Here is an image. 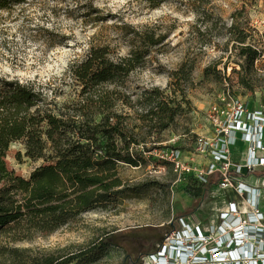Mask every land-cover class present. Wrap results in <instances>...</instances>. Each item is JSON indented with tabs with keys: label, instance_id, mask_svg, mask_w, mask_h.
<instances>
[{
	"label": "rangeland",
	"instance_id": "374dc122",
	"mask_svg": "<svg viewBox=\"0 0 264 264\" xmlns=\"http://www.w3.org/2000/svg\"><path fill=\"white\" fill-rule=\"evenodd\" d=\"M133 29L134 33L152 29L165 39L126 82L134 109L119 103L117 110L129 116L128 124L143 137L147 128L138 116L144 108L137 100L146 90L157 87L178 100L185 92L189 109L183 104L185 111L169 129L160 134L153 131L135 147L143 159L139 165L120 164V174L127 186L134 187V194L83 213L48 235L37 233L29 240L12 241L9 233L2 234L0 264H33L29 257L36 255H71L101 240L110 244L100 257L71 264H124L125 260L126 264H158L149 259L157 255L159 237L168 243L167 237L175 231H168V224L176 214L189 211L193 198L191 184L156 155L169 146L189 150L191 129L201 120L202 111L219 98L254 102L264 96V0H164L155 8L144 0H25L0 9V77L35 83L59 106L72 102L79 87L68 76L71 63L83 58L91 45L107 44L115 55L125 56L131 48V34L125 30ZM237 31L246 34L244 43L234 40ZM237 45H252L259 56L251 64ZM182 65L185 71L192 67L190 79L174 85L172 73ZM206 68L212 72L207 77ZM245 82L252 87L246 88ZM24 153L23 143L14 142L6 163L27 178L43 161ZM261 173L264 166L250 178ZM228 195L210 189L198 211L179 218L176 232L198 230L201 245L192 241L205 250L223 242L215 230L221 224V211L232 200V194ZM258 205L264 212V198ZM230 230L229 225L223 233ZM182 234L190 237L192 231ZM129 255L138 262L128 259Z\"/></svg>",
	"mask_w": 264,
	"mask_h": 264
},
{
	"label": "trees",
	"instance_id": "16d2710c",
	"mask_svg": "<svg viewBox=\"0 0 264 264\" xmlns=\"http://www.w3.org/2000/svg\"><path fill=\"white\" fill-rule=\"evenodd\" d=\"M24 1L0 0V9H9ZM144 1L155 8L164 0ZM125 32L131 34V48L125 56L115 55L107 44L91 45L83 58L71 63L68 76L79 87L77 98L72 102L59 106L35 83L0 77V236L9 233L12 241H22L37 233L48 235L83 213L134 194V187L127 186L120 174V164L139 165L143 159L135 147L145 143L153 131L160 134L169 129L185 111L183 104L188 108L185 92L178 100L176 95L168 97L155 87L146 90L137 100L144 108L138 118L145 123V135L141 137L128 124L129 116L117 110L119 103L134 109L126 82L151 49L165 38L152 29L142 33H134V29ZM236 34L234 40L244 43L246 34L242 31ZM237 46L251 64L259 56L252 45ZM191 69L185 71L182 65L174 71L173 84L188 81ZM209 70L205 69V77L212 74ZM243 84L246 88L252 87L249 83ZM17 141L23 143L26 157L43 161L27 178L9 169L6 163L9 146ZM186 181L191 184L188 189L193 203L188 212L174 216V221L168 224L170 232L178 227L179 218L200 209L214 184L212 180L203 183L189 178ZM159 238L157 250L163 244V238ZM109 244L101 240L83 252L36 255L29 259L33 264H71L83 258L92 261ZM128 259L134 263L139 260L131 255Z\"/></svg>",
	"mask_w": 264,
	"mask_h": 264
},
{
	"label": "built area",
	"instance_id": "2783aa9c",
	"mask_svg": "<svg viewBox=\"0 0 264 264\" xmlns=\"http://www.w3.org/2000/svg\"><path fill=\"white\" fill-rule=\"evenodd\" d=\"M191 133L189 150L169 146L156 156L158 161L169 163L180 179L193 178L203 183L212 180L210 189H217L223 196L232 194L215 230L223 242H215L218 245L205 250L203 244L198 247L192 241H203L198 230L190 237L182 233L193 230H175L155 256L162 257L166 264H264V212L258 205V188L244 181V176L264 166V96L254 102L219 98L202 111ZM239 140L247 148L233 161L231 147ZM260 151L263 155H257ZM195 157H201L203 162H197ZM241 214L244 217L239 220ZM229 225L231 230L223 233Z\"/></svg>",
	"mask_w": 264,
	"mask_h": 264
},
{
	"label": "crops",
	"instance_id": "0c3cea01",
	"mask_svg": "<svg viewBox=\"0 0 264 264\" xmlns=\"http://www.w3.org/2000/svg\"><path fill=\"white\" fill-rule=\"evenodd\" d=\"M246 148H247V145L244 141H241V140L237 141V143L231 147V152H232L231 158L233 159V161L238 160V153L242 150H245ZM257 155H263V154L260 151V152H257ZM197 158H199L198 159L199 161H197V162H203V159L201 157H195V159H197ZM255 171L253 173H255ZM253 173H250V174H247L246 176H244V181L251 186L259 187L258 188V196H257V201L259 203L261 198H264V176H258L257 178H253V177L250 178V176ZM260 210H261V208H260Z\"/></svg>",
	"mask_w": 264,
	"mask_h": 264
},
{
	"label": "bare ground",
	"instance_id": "6f19581e",
	"mask_svg": "<svg viewBox=\"0 0 264 264\" xmlns=\"http://www.w3.org/2000/svg\"><path fill=\"white\" fill-rule=\"evenodd\" d=\"M13 144V143H12ZM192 233H193V235L195 234V232L194 231H192ZM174 245H176V244H174ZM173 249V248H172ZM150 261H152L153 260V262H155V261H158L159 263H162L163 261H164V259L161 257V258H158L157 256H153V257H151L150 259H149ZM158 263V264H159Z\"/></svg>",
	"mask_w": 264,
	"mask_h": 264
}]
</instances>
